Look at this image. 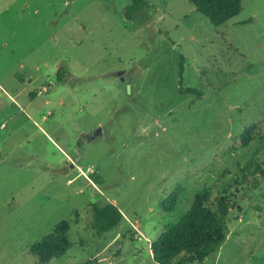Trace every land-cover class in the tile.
Masks as SVG:
<instances>
[{
	"label": "rangeland",
	"instance_id": "obj_1",
	"mask_svg": "<svg viewBox=\"0 0 264 264\" xmlns=\"http://www.w3.org/2000/svg\"><path fill=\"white\" fill-rule=\"evenodd\" d=\"M241 1L214 26L188 0L132 20L130 0H0V264H157L150 244L203 188L228 196V234L191 264H264V0ZM180 62L200 98L178 93ZM103 200L123 219L95 237ZM61 220L71 248L37 262Z\"/></svg>",
	"mask_w": 264,
	"mask_h": 264
},
{
	"label": "trees",
	"instance_id": "obj_2",
	"mask_svg": "<svg viewBox=\"0 0 264 264\" xmlns=\"http://www.w3.org/2000/svg\"><path fill=\"white\" fill-rule=\"evenodd\" d=\"M195 9L208 18L211 24L219 26L236 16L241 8V0H188ZM148 6L147 0H130L125 6L124 16L128 20L141 13ZM183 58H181L182 60ZM64 65L57 68L55 81L64 82L67 74ZM183 63L179 64V94H194L200 98L201 91L193 87H183ZM254 126L246 127L240 134L241 145H247L252 139ZM175 191L171 192L160 203L164 211H172L176 201ZM211 191L203 188L195 193L192 204L188 211L175 223L169 226L151 244L150 251L152 259L157 264H173L174 259L179 256L185 260L179 264H191L192 260L203 259L215 260L214 249L218 247L228 234V196L217 199L216 207L212 208L210 203ZM90 229L95 237L118 226L123 219L120 209L107 200L97 201L90 204ZM70 224L67 220L56 223L51 232L45 234L35 241L28 252L39 263H47L53 258L62 256L71 248L68 239ZM89 264V263H83Z\"/></svg>",
	"mask_w": 264,
	"mask_h": 264
},
{
	"label": "water",
	"instance_id": "obj_3",
	"mask_svg": "<svg viewBox=\"0 0 264 264\" xmlns=\"http://www.w3.org/2000/svg\"><path fill=\"white\" fill-rule=\"evenodd\" d=\"M118 76V79L120 82H124L125 81V78L124 76L122 75L121 71L117 72L116 74ZM128 87V86H127Z\"/></svg>",
	"mask_w": 264,
	"mask_h": 264
}]
</instances>
